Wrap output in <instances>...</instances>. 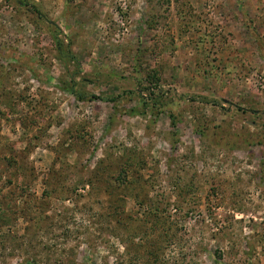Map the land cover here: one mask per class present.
I'll return each instance as SVG.
<instances>
[{
  "label": "rangeland",
  "instance_id": "rangeland-1",
  "mask_svg": "<svg viewBox=\"0 0 264 264\" xmlns=\"http://www.w3.org/2000/svg\"><path fill=\"white\" fill-rule=\"evenodd\" d=\"M0 264H264V0H0Z\"/></svg>",
  "mask_w": 264,
  "mask_h": 264
}]
</instances>
